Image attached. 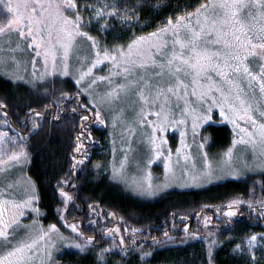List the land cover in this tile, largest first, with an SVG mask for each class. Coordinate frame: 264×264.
<instances>
[{"label": "snow or ice", "instance_id": "snow-or-ice-1", "mask_svg": "<svg viewBox=\"0 0 264 264\" xmlns=\"http://www.w3.org/2000/svg\"><path fill=\"white\" fill-rule=\"evenodd\" d=\"M0 9L5 16L0 20V34L14 33L19 42L31 50L34 72L36 64L42 61L41 79L49 74L55 76L58 71L60 75H69L73 43L78 36H88L82 29L93 21L105 32L110 29L107 23L100 24L102 20L120 18L124 24L139 23L128 9L122 16L117 5L102 0H0ZM88 39L95 49L94 59L79 70L75 80L80 85L79 91L89 92L97 81L111 84V76H123L126 83L118 84L117 90L106 93V98L118 100L120 90L136 94L135 123L150 129L146 133L148 143L157 159L164 158L166 173H172V151L166 149L167 140L160 134L173 125L183 128L180 142L186 148L184 138L188 125L195 137L196 129L211 121L214 110L244 134L239 141L233 140V145L255 144L256 134L264 145V0H203L193 11L185 9L181 14L169 16L155 31L127 45L113 44L105 48L91 36ZM105 60L111 61L110 76H95L94 69ZM141 71L144 75H139ZM134 72L138 73V78L133 80ZM84 107L87 110L88 106ZM34 115L39 117L40 113ZM96 115H100L99 111ZM238 121L250 125L252 131L241 127ZM245 135L249 138L247 141ZM181 150L177 148L176 153L179 155ZM227 155L231 157V149ZM203 175L210 176L211 171ZM148 187L151 189V184ZM36 200L33 191L19 203L0 201V245L9 249L6 255L0 256V264H35L37 259L45 264V259H50L48 249L53 246L50 234H58L56 225L26 239L16 238L20 228L18 218L24 211L39 212L33 207ZM9 204L12 211L5 217V206ZM226 215L231 217L236 213L229 211ZM69 227L76 231L75 224ZM258 240L264 241V234L247 238L248 249L256 248ZM41 242H44L43 256ZM87 243H91V238ZM215 244L213 240L209 245V264ZM75 247L84 251L86 245L76 244ZM236 248L240 249L241 245Z\"/></svg>", "mask_w": 264, "mask_h": 264}, {"label": "trees", "instance_id": "trees-1", "mask_svg": "<svg viewBox=\"0 0 264 264\" xmlns=\"http://www.w3.org/2000/svg\"><path fill=\"white\" fill-rule=\"evenodd\" d=\"M201 2L203 0H146L138 10L139 24L146 28L142 34L155 31L173 14H181L185 9L193 11ZM108 35L100 39L103 46L106 40L109 41ZM112 41L115 42L109 46L128 44L126 37ZM60 92L55 88V98L44 100L46 95L39 97L32 89L16 87L0 75V105L8 109V117L0 112L25 144L23 174L35 191L44 225L59 224L61 206L73 199L64 210V218L69 222L79 217L81 224L76 231L85 239L91 238L96 244L104 239L102 237L111 236L117 248L125 249L126 243L135 248L142 247L136 254L116 251L119 264L201 263L203 256H208L212 239L217 240L219 246L212 248L211 264H247L230 253L234 242H225V239L230 240L232 234L238 239L241 232L263 230L259 217L264 216V208L247 203L246 206L240 204V210L236 207L234 216L226 213L234 210V201L238 204L241 199L249 200L251 188L260 192L264 199V173L245 180H225L200 190H170L152 201L138 199L122 190L119 184L109 182L107 174L103 173L106 159L98 151L103 149L107 126L105 131L104 126L102 129L96 127L91 116L86 121L83 119L84 111L79 104L82 107L85 101L79 91ZM50 108L53 110L48 116ZM92 110L87 109L90 114ZM36 112L40 113L39 117L34 115ZM210 128L219 129L215 130V145L224 142L227 137L224 127L208 126L206 129ZM258 179L261 180L259 189L254 184ZM68 184H73L75 189H64ZM260 203L264 206V201ZM126 234L132 238L125 237ZM163 237L167 240L163 241ZM151 238L159 239L167 248L144 255L141 250L147 247ZM183 245L189 246L183 249ZM71 260L75 261L74 258ZM79 261L91 264L87 257Z\"/></svg>", "mask_w": 264, "mask_h": 264}, {"label": "rangeland", "instance_id": "rangeland-1", "mask_svg": "<svg viewBox=\"0 0 264 264\" xmlns=\"http://www.w3.org/2000/svg\"><path fill=\"white\" fill-rule=\"evenodd\" d=\"M97 2V0H93ZM102 2L108 4H115L123 16L124 10L128 9L129 14L137 17L140 20L138 10L142 4L146 3V0H102ZM84 15H87L86 13ZM5 16L3 10L0 9V20H4ZM107 23L109 31L99 30L97 23L92 22L91 25L82 29L88 36H91L100 45V39L105 38L109 34L103 47L110 48L111 42L115 38L126 37L128 43L136 39L139 36H147L149 33L142 34L146 28L139 23H133L132 25L122 23L120 18L113 19L111 21H100V24ZM158 27V26H157ZM118 32V33H115ZM113 33V34H112ZM124 35H122V34ZM121 34V35H120ZM115 35V36H114ZM88 36H78L74 43L72 51L69 54V75L63 76L58 74L53 76L51 74L43 76L41 79V73H43L42 61L36 64V70L34 72L32 66L33 54L31 50L26 49L25 45L20 43L16 35L0 34V75L5 79L12 82L16 87H24L32 89L39 97H44V100H51L54 97L55 88L60 93L68 90L70 93L72 89L80 90V85L75 83L78 78L79 70L83 65H86L89 61L94 59L95 49L92 47V40L88 39ZM122 36V37H121ZM19 45V47L17 46ZM59 63V62H58ZM111 61L105 60L103 64L98 65L94 69V75L110 76L111 74ZM139 75H144L141 71ZM151 75V73H148ZM138 78V73L132 74V79ZM111 84L108 81H97L93 85L89 92H80L84 98L83 106L79 104L80 108L84 111L85 117L91 116L95 120L96 127L107 126L106 136L103 139V149L98 151L99 155L104 156L106 167L103 169V173L107 174L109 182L119 184L122 190L128 192L144 200H155L170 190L176 191H189L200 190L210 185L223 182L225 180H245L248 177L255 176L264 173V145L259 142V135L254 137L256 143H237L233 145V140L239 141L243 133H239L238 129H234L233 125L226 121L219 115L218 110H214L212 113V119L203 127L196 129V136L193 137L191 125H188L187 135L184 138V142L187 145L186 148L181 145L180 132L184 130L181 127L175 125L169 127L167 132L160 135L164 136L167 140L166 149L170 148L172 151L171 167L172 173H166L164 169V158L157 159L154 152L151 151V145L147 140V131L141 125L135 123L136 115L134 111V105L136 103V94L133 91L120 90L118 100H107L106 93L117 90L118 84L126 83L123 76H111ZM42 84V85H41ZM45 84V85H44ZM51 84L53 86H50ZM45 90V86H47ZM258 94V87H257ZM259 95V94H258ZM101 98H105L102 100ZM40 99V98H39ZM99 101V103H97ZM90 107L92 114L85 110L84 106ZM4 108L0 105V111L6 114ZM99 111L100 115L97 116L96 112ZM8 112V109H7ZM4 114L0 112V201H15L17 203L24 199H27L29 194L34 190L23 174L25 154V144L21 142L18 135L11 130L8 126L7 120L3 117ZM258 118V114H257ZM87 119H85L86 121ZM103 121V123H101ZM241 127L248 128L252 131L250 125L245 124L243 121H238ZM103 124V125H102ZM211 127H224L226 132L227 142H216L215 145V133L219 130L217 128L206 129ZM104 132V131H103ZM220 135V134H219ZM218 135V136H219ZM221 138V135L219 136ZM245 141L249 138L245 135ZM203 144V148L199 147ZM181 148V153L178 155L176 149ZM229 149H231V157L227 155ZM205 153L207 154L205 156ZM167 156V151H165ZM187 156V159H185ZM15 157V159H13ZM149 159L152 163H149ZM5 169V170H4ZM101 170V168H100ZM211 171L210 176H205L203 173ZM196 179L193 180L192 177ZM151 184V189L148 185ZM256 188L259 189L261 180L258 179L254 182ZM64 189L70 191L75 189L73 184L64 185ZM249 200L241 199L238 204L234 203V210L237 214L236 207L239 210L242 206H246L247 203L252 206L257 204L256 208H264L260 202L264 199L257 192L256 189L251 188L249 194ZM73 199H70L63 203L61 206V215L59 217V224L44 225L41 221V212H33L31 209H26L24 215L20 216L19 224L20 228L17 229V240L26 239L28 236H35L39 234L41 230L47 231L51 225H56L59 230L57 233H51L52 247L48 249L51 253L50 259H45V264H82L79 260L87 257L91 264H119L116 260L119 256L116 253L121 252L124 247L117 248L111 241V236H105L103 240L87 243L88 239H85L77 231H73L72 224L76 225V230L81 224L79 217H74L72 221H66L64 218V210L68 205L72 204ZM236 202V201H235ZM226 202L225 204H227ZM37 200L34 202L33 207H37ZM222 206V205H221ZM234 210L230 209L229 211ZM11 204L5 206L4 216L8 217L11 214ZM228 211V212H229ZM187 227V226H186ZM228 231V236L231 234ZM238 239H234V234L230 240L225 239V242H234L231 247L230 253L246 261L247 264H263L264 263V241H257V247L249 250L246 245V240L252 235L259 236L264 234V231H248L239 233ZM127 238H132L127 235ZM158 238V237H157ZM166 237H163V241H166ZM214 239L211 240V242ZM219 241L224 239L218 238ZM131 241V239H130ZM214 247H218L217 243ZM209 243V245L211 244ZM13 244L16 241H12ZM43 243L41 247V256L44 254ZM86 245L84 251L76 248L75 245ZM92 244V245H91ZM94 244V245H93ZM181 244H183L181 242ZM147 247L142 249V253H149L150 251H157L166 249V245L161 243L159 239H150L147 242ZM208 245V249H209ZM241 245L240 249L236 246ZM171 245H168V247ZM189 245H183V249L188 248ZM142 247L135 248L134 246L126 243V252L133 251L134 254L140 253ZM7 248L0 245V256L6 255ZM171 250V249H169ZM182 249L180 248V251ZM189 251V249H187ZM125 252V251H124ZM118 257V258H116ZM74 258L75 261H72ZM254 258V259H253ZM79 259V260H76ZM150 260V257H148ZM86 261V260H85ZM35 264H41V260L37 259ZM143 264V263H138ZM150 264V263H146ZM156 264H177L171 262H163ZM183 264V263H178ZM190 264V263H184ZM193 264V263H191ZM196 264H209L208 256H203V262Z\"/></svg>", "mask_w": 264, "mask_h": 264}, {"label": "flooded vegetation", "instance_id": "flooded-vegetation-1", "mask_svg": "<svg viewBox=\"0 0 264 264\" xmlns=\"http://www.w3.org/2000/svg\"><path fill=\"white\" fill-rule=\"evenodd\" d=\"M44 112H46L45 110H44ZM49 114H50V110H48V116H49ZM259 222H260V224H261V227H263V230H261V231H264V216H261V217H259Z\"/></svg>", "mask_w": 264, "mask_h": 264}, {"label": "water", "instance_id": "water-1", "mask_svg": "<svg viewBox=\"0 0 264 264\" xmlns=\"http://www.w3.org/2000/svg\"><path fill=\"white\" fill-rule=\"evenodd\" d=\"M4 111H6V114H8L7 109L4 108Z\"/></svg>", "mask_w": 264, "mask_h": 264}]
</instances>
